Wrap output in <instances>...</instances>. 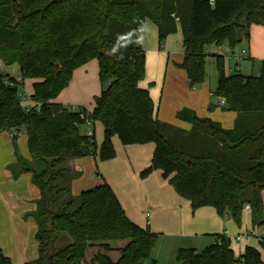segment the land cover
<instances>
[{"label": "trees", "instance_id": "obj_1", "mask_svg": "<svg viewBox=\"0 0 264 264\" xmlns=\"http://www.w3.org/2000/svg\"><path fill=\"white\" fill-rule=\"evenodd\" d=\"M147 19L158 26L160 43L180 24V67L196 86L207 77L209 45L235 49L252 24L264 26V0H0V59L5 65L17 63L22 80L37 79L32 100L40 105L24 108L19 84L0 71V134L24 128L32 161L19 155L14 135L17 172H31L40 190L29 214L37 224L38 257L24 264H83L88 247L111 250L118 240L127 241L117 247L118 260L99 252L92 262L145 264L151 259L159 233L133 222L106 181L75 198L69 194L67 162L97 153L102 161L113 159L115 135L124 145L153 142L152 164L141 177L162 170L193 210L214 207L240 226L248 204L252 226L264 227V60L259 75L227 74L224 56L214 55L215 94L225 98V109L237 113L234 127L225 129L183 108L177 117L192 124L185 132L159 120L149 90L139 86L146 74L139 34ZM92 59L98 60L103 84L93 110L52 102L74 70ZM87 118L103 124L98 151L94 132L80 130ZM261 244L263 251L247 245L236 255L229 238L217 234L201 251L179 248L176 258L180 264H264ZM0 264H13L1 248Z\"/></svg>", "mask_w": 264, "mask_h": 264}, {"label": "crops", "instance_id": "obj_2", "mask_svg": "<svg viewBox=\"0 0 264 264\" xmlns=\"http://www.w3.org/2000/svg\"><path fill=\"white\" fill-rule=\"evenodd\" d=\"M179 39L181 43L175 45V40ZM139 41L146 53V74L144 79L139 82V86L149 90L155 103L159 120L187 132L192 128V124L179 119L177 113L183 108H189L199 117L210 118L220 123L225 129L234 127L237 113L233 110L225 109L224 106L218 104L217 100L213 101L210 95L213 93L217 96L215 94L217 82L213 89L207 88V85L201 83L191 86L186 70L180 67L184 59L183 33L180 25H178L175 33L169 34L160 43L158 26L147 19L140 30ZM240 43L243 45L241 49H237V47L231 49L228 45L225 48V52L235 60V63L229 66L227 74L240 70L239 60L242 58L249 59L252 63L264 60V26L252 24L249 27V36L246 37L242 34ZM218 49V47L212 49L213 56L224 54L219 52ZM243 50L246 52L245 55H238ZM206 52L209 54L211 51L207 50ZM4 72L8 74V77L17 81L21 87L23 95L22 105H24L29 98L31 99L34 92L33 84L37 79L28 78L22 80L21 76L15 78L10 76L5 69ZM25 81L30 82L31 93L28 91ZM102 89L103 84L99 78V63L97 59H92L74 70L69 85L52 102H58L73 108L83 105L91 111L94 108V98L101 93ZM178 92L189 94L187 101L182 100L177 94ZM31 101L32 103L27 104V109L39 106V103L32 99ZM93 131L88 128L87 133L89 134ZM14 135L17 138L20 137V143H22L24 137H27L23 127L14 128L0 134V139L7 138L8 142L6 144L11 149L8 155H1L2 153L0 152V248L14 262L13 254L16 251L10 250V247L2 242H6L7 238L21 241L17 254L18 258H20L18 259L20 263L24 264L38 257V242L35 238L37 224L35 218L29 214L36 209V200L40 197V190L32 183L31 172H17V156L15 147L13 153L10 140L12 139L13 141ZM113 144L116 149V158L109 160L107 163L103 162L100 171L95 173L103 174L102 170L104 171L106 179H103V181H106L112 187L126 214L133 222L143 228L149 227L151 231L160 235H169L168 250H173L175 257L179 248L193 247L198 250L205 242V245L207 244L206 246H208L214 241L217 234H224L231 240V248L236 255L242 253L247 245L260 249V243L263 240L258 243L259 227L252 226L250 211L243 212L242 224L239 226L232 218L221 217L214 207L202 206L193 210L191 202L176 191L169 179L163 176L162 170L155 169L146 177H141V171L152 164L155 150L153 142L124 145L118 136H113ZM79 160V158H72L66 164L70 170L69 194L74 198L78 195L73 193L72 184L74 179L81 174L75 169ZM105 172H108V174L106 175ZM28 183L31 194L24 200L33 204L35 209L26 211V207H22V195L16 201L15 198L17 197L14 193H20L21 187L23 185L27 186ZM13 210L17 213L16 216L12 215L11 212ZM22 218L29 226L24 245L23 232L16 228L14 229L15 224L20 225ZM241 233H246V236L241 241L236 242L233 240L237 234ZM209 234L213 235L209 240L205 241L204 235ZM244 240L246 241L243 247H236L239 250L236 253L232 243H240ZM125 243L115 244L112 242L113 249L111 250H104L99 246L91 247L92 252H90L91 254L87 259L86 257L84 258L83 264L91 262L93 257L99 252L106 253L113 261H116L121 256V251L117 247H122ZM88 249H86V252ZM160 256L161 253L156 252L151 256L152 260L148 264H157ZM175 261H177L175 264H178L177 258H175Z\"/></svg>", "mask_w": 264, "mask_h": 264}, {"label": "rangeland", "instance_id": "obj_3", "mask_svg": "<svg viewBox=\"0 0 264 264\" xmlns=\"http://www.w3.org/2000/svg\"><path fill=\"white\" fill-rule=\"evenodd\" d=\"M180 25V24H179ZM181 27V26H180ZM182 30V28H181ZM177 43H181V40H175L174 44L176 45ZM226 44H222V45H216V44H211L207 47V50L211 51L209 52L208 56L206 57V72H207V77L205 79V81L201 84H205L207 85V88H212L215 87V84L217 82V68H216V64H215V58L212 54V49L215 48V47H218L219 49V52H223V56H224V62H225V71L228 72L229 71V66L233 65L235 63V60L233 57H231L228 53L225 52V48H226ZM242 44L239 43L237 45V49H241L242 48ZM239 63H240V67H239V71L244 74V75H259L260 74V70H261V62H255V63H252L249 59H240L239 60ZM5 71H7L10 76L12 77H19L21 76L20 74V68H19V65L17 63L15 64H12V65H9V66H5L4 67ZM26 84H27V89L28 91L31 93V87H30V82L29 81H25ZM32 86V85H31ZM19 91L22 92V89L21 87L19 86ZM181 98L182 100H185L187 101L188 99V96L189 94H183L181 92H178L177 93ZM212 96V100H217L218 104H220V98L218 96H215L213 93L210 94ZM218 97V98H217ZM32 99V97H31ZM31 99L29 98L28 99V102L24 103L23 107L27 109V104L29 103H32ZM220 106V105H219ZM93 123L89 124V123H84L80 126V129L83 133H87L88 131V128L91 129L93 131L94 129V138H95V141H96V145H97V151L99 150L100 146H101V143L103 141V138H104V128H103V124L100 122V121H95L94 124L92 125ZM117 136V135H115ZM11 140V145L13 147V153H14V144H13V141L12 139ZM112 141H113V138H112ZM7 141V138H2L0 139V145L1 146V150L0 152L2 153L1 155H8L11 151L10 148H8L7 144H6ZM16 142H17V148H18V153L20 156L26 158L29 162H31V154L29 153V150H28V146H27V137H24L22 143H20V137L19 138H16ZM116 158V156L114 157ZM113 158V159H114ZM79 162L77 164V167L75 168L77 172H80L81 174L76 177L73 181V184H72V191L73 193L79 195L81 190L82 189H88V188H91V187H94L98 184H100L101 182H103V179H106L105 176H104V171L102 170V173L103 174H96L95 172L96 171H100V167L102 168V163L105 162H109V160H104L102 161L99 156H98V153L95 155V158L94 156H85V157H81L79 158ZM112 160V159H110ZM106 175L108 174V172H105ZM21 192H15L14 194L16 195L17 198L16 201H18V198H20V196L22 197L21 199V202L23 204L22 207H26V211H29V210H34L35 209V206L33 204H31L30 202L24 200V198L26 199L28 196H30L31 194V189H30V185L29 183L26 185H23L21 187ZM12 215L16 216L17 213L13 210L12 212ZM227 216V217H226ZM226 218L230 217V215H225ZM231 218V217H230ZM18 229L19 231H22L23 232V245L25 244V236H26V233L28 232V229H29V226L28 224L25 222V220L22 218V220L20 221V225H17L15 224L14 225V229ZM258 231L260 232V234L258 235V240L260 243L262 240H263V243H264V233H262L263 231V227H259ZM213 234H209V235H204V240L207 241L211 238ZM57 236H67L68 238H70L66 233L64 232H58L57 233ZM169 235L168 234H159V239H158V242H157V245L156 247L153 249V252H152V255L155 254L156 252H159L161 253V256L159 258V262H157V264H175V255H174V252L173 250H168V240H169ZM257 240V241H258ZM246 240H244L243 242H240V243H232V245L235 247V251L236 253L239 251L236 249V247L240 246V247H243V244L245 243ZM256 241V242H257ZM127 242L126 240H121V241H114L113 243L117 244V243H125ZM2 243H6V245H8V247H10V250H15L16 252L13 254V259H14V262L13 264H19L20 261L18 259V254H17V251L19 250L20 248V244H21V241H15L13 240V238H7L6 239V242H2ZM206 243V242H205ZM202 244L203 246H201L200 248H198V250H202L205 248V245ZM59 245V244H58ZM56 243V246L57 248H59ZM91 247H98V246H90L86 252V259L88 258V256L91 254L90 252L91 251ZM260 250L263 251V248H262V245L260 243ZM4 251V250H3ZM8 251V250H7ZM151 255V256H152ZM23 258V257H21ZM12 259V258H11ZM152 259H149L148 261H146L145 263L148 264ZM21 264V263H20ZM23 264V263H22ZM88 264H95L93 263L92 261L91 262H88ZM178 264H180L178 262Z\"/></svg>", "mask_w": 264, "mask_h": 264}, {"label": "built area", "instance_id": "obj_4", "mask_svg": "<svg viewBox=\"0 0 264 264\" xmlns=\"http://www.w3.org/2000/svg\"><path fill=\"white\" fill-rule=\"evenodd\" d=\"M245 51L243 50L242 52L238 53V55H245ZM4 67H5V63L3 60L0 59V71H4ZM6 83L10 84V85H14L12 81H10L8 78L6 79ZM220 98V105L221 106H225L226 105V101L225 98L223 97H219ZM40 108V105L38 106V109ZM87 123L91 124L94 122V120L92 118H87L86 120ZM92 132H90L89 134H91ZM244 211H250V205H245L244 207ZM262 233H264V227H263V231ZM260 234V233H259ZM258 234V235H259ZM246 236V233H241V234H237L233 240H235L236 242L241 241L244 237ZM228 238V237H227ZM230 240V239H229ZM231 242V240H230Z\"/></svg>", "mask_w": 264, "mask_h": 264}]
</instances>
